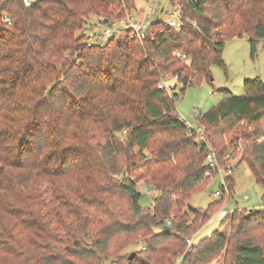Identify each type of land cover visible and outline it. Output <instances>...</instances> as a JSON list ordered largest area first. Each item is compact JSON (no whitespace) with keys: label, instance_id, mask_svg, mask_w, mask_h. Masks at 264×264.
Instances as JSON below:
<instances>
[{"label":"trees","instance_id":"16d2710c","mask_svg":"<svg viewBox=\"0 0 264 264\" xmlns=\"http://www.w3.org/2000/svg\"><path fill=\"white\" fill-rule=\"evenodd\" d=\"M171 5L179 29L159 18L143 38L121 25L91 43L92 17L113 26L136 0H0V264H264V193L187 250L231 195L237 166L264 186V78L198 117L222 165L240 155L206 208L190 201L213 179L208 146L176 107L225 65L227 40L247 37L255 56L264 0ZM141 180L158 192L153 207L141 205Z\"/></svg>","mask_w":264,"mask_h":264},{"label":"rangeland","instance_id":"374dc122","mask_svg":"<svg viewBox=\"0 0 264 264\" xmlns=\"http://www.w3.org/2000/svg\"><path fill=\"white\" fill-rule=\"evenodd\" d=\"M31 1V0H28ZM176 7L171 5V0H136V9L132 16L136 21H143L148 16L149 21L159 18L166 19L174 13ZM95 22V18L92 17ZM127 22L116 23L115 28L127 26ZM98 31H103L104 26H97ZM223 59L225 65L215 64L211 67L212 76L210 80H204L201 84L192 85L186 92L176 100V107L181 118L186 119L193 125H198V117L210 110L221 100L230 96H241L244 94L245 80L249 78H264V40L257 44L255 56H252L251 44L247 37H238L226 41ZM176 79L169 77L168 86H174ZM179 89V86L177 90ZM238 155L235 160H239ZM237 165V164H235ZM234 187L231 195L226 191V200L223 207L212 215L209 221L197 231L195 239L199 240L209 236L220 227L221 220L228 211L242 208H259L263 205L262 195L264 186L258 183L246 163H242L233 173ZM221 177H214L207 189L194 193L190 203L193 207L206 208L215 198L214 193L221 191ZM142 193L141 205L153 207V200L158 192L153 189L146 180L138 183ZM228 190V187L225 188ZM223 232L228 234L230 224L222 227ZM139 247L133 245L128 248L131 252ZM223 257H219L210 264H223Z\"/></svg>","mask_w":264,"mask_h":264},{"label":"built area","instance_id":"2783aa9c","mask_svg":"<svg viewBox=\"0 0 264 264\" xmlns=\"http://www.w3.org/2000/svg\"><path fill=\"white\" fill-rule=\"evenodd\" d=\"M26 2L30 3V1L28 0H26ZM103 20L104 18L100 17L95 22H93V25H91L90 28L86 31V33H88V35L91 37V40H90L91 43H97V42L103 43L105 40L110 38L116 32L117 28H115L114 25L104 26L105 29L103 31H98L96 27L103 26L102 24H100V21H103ZM126 22H127L126 27H129L132 30V33L139 38H143L146 35V29L150 24V21L148 20V16H146V18L143 21H136L134 17L131 16L127 20H119L116 23L125 24ZM165 22L169 26L179 29L183 25V22H184L181 9L179 7H176L175 12L172 13L170 17L166 18ZM176 54L180 58L188 59V56L185 53H181L180 51H178ZM160 86L168 87V89L170 90V86H168L165 81H162ZM183 120L190 129L196 132L198 136V141L200 143H206V145L208 146V152L205 158V165L207 167L206 175L210 177L212 176V178L218 177V176L221 177L222 182H223L222 185L226 187V176L230 175L233 172V168L235 164L239 162V160L238 159L235 161L232 160V163L227 166L222 165V163L216 156V152L206 141L203 128L198 125H193L191 122L187 121L186 119H183ZM230 157L231 155L227 154L225 155L224 159H228ZM220 194H221V191H217L216 193H214V197H219ZM187 243H188L187 250L189 251L192 249V246L194 244V238L187 239Z\"/></svg>","mask_w":264,"mask_h":264},{"label":"water","instance_id":"95a60500","mask_svg":"<svg viewBox=\"0 0 264 264\" xmlns=\"http://www.w3.org/2000/svg\"><path fill=\"white\" fill-rule=\"evenodd\" d=\"M165 228H166V229H170V227H169V226H166ZM134 254H135V253H134V252H132V254H131L130 258H133Z\"/></svg>","mask_w":264,"mask_h":264}]
</instances>
